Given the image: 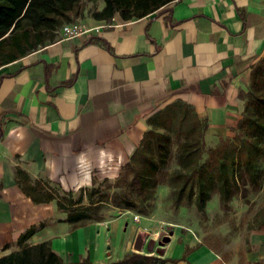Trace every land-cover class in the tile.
<instances>
[{
  "label": "crops",
  "instance_id": "obj_1",
  "mask_svg": "<svg viewBox=\"0 0 264 264\" xmlns=\"http://www.w3.org/2000/svg\"><path fill=\"white\" fill-rule=\"evenodd\" d=\"M84 26L99 28L72 38L58 30L52 42L0 65V256L17 248L29 225L58 214L27 243L49 240L63 262L104 264L137 252L157 264H264V226L225 248L188 222L126 208L72 226L54 201L33 204L13 177L18 166L58 191L115 179L147 118L176 101L206 120L204 141L231 137L239 94L264 57V0H174L140 18L114 15Z\"/></svg>",
  "mask_w": 264,
  "mask_h": 264
},
{
  "label": "trees",
  "instance_id": "obj_2",
  "mask_svg": "<svg viewBox=\"0 0 264 264\" xmlns=\"http://www.w3.org/2000/svg\"><path fill=\"white\" fill-rule=\"evenodd\" d=\"M89 0H0V65L14 61L35 48L57 38L61 25L73 22L82 14ZM174 0H100L101 6L90 16L108 21L114 15L122 20L136 19L157 11ZM242 110L229 138L218 137L212 146H205L206 120L198 117L186 104H166L147 118L149 128L120 168L110 186L118 187L113 197L105 186L106 179L93 180L88 187L76 191H58L48 182L30 179L24 170L13 167L19 191L33 204L54 201L63 222L72 226L103 219L102 210L110 198L115 206L141 212L152 205L160 183L168 187L173 206L184 198L192 199L197 211L203 213L205 203L216 192L219 203L226 206L239 190L244 176L258 184L261 178L259 160H264V57L251 70L249 85L239 94ZM178 138L175 149L177 165L162 180L163 166L171 159L167 146ZM205 156L203 157V154ZM45 225L40 221L18 234L17 248L0 256V264H100L86 258L63 262L51 250L49 240L28 244L27 239ZM264 226V204L259 207L248 230ZM152 255L137 252L104 264H157Z\"/></svg>",
  "mask_w": 264,
  "mask_h": 264
},
{
  "label": "rangeland",
  "instance_id": "obj_3",
  "mask_svg": "<svg viewBox=\"0 0 264 264\" xmlns=\"http://www.w3.org/2000/svg\"><path fill=\"white\" fill-rule=\"evenodd\" d=\"M100 6V0L86 1L81 16L74 19L73 22L85 25L86 20L93 19L90 16L91 10L98 9ZM242 105L241 101V110ZM232 134L233 132L231 131L230 136ZM208 139V137L205 139V146H212L214 142L209 143ZM177 142L178 138H171L167 146L168 155H170L171 159L162 168V180L165 174L177 165L174 158ZM204 156L205 153L203 154ZM258 164L262 171L258 184L247 181L243 176L240 181L239 190L230 197L226 206H222L219 203L216 192H213L210 199L205 203L203 213L195 209L192 199L187 201L182 198L177 206H173L168 187L164 183H160L156 189L152 205L145 209L141 203L139 204L140 208H142L141 212H143L140 214L147 216L154 214L156 218L164 222H188L192 226L197 227L198 232L203 235V240L214 247H240L242 240L251 231L246 228V225L251 221L255 211L264 204V160L260 159ZM113 180V178H107V181L104 183L105 186H108L106 188L109 189L108 192L111 194V197L118 191V187L110 186ZM115 204L116 200L112 198L104 204V209L101 213L103 219H109L121 213L123 209L115 206ZM128 210L131 211V209ZM60 216L55 214L54 217L45 221L51 222ZM131 222H127L128 225L125 231L122 232L123 237L127 234L128 226ZM135 225L139 224L135 223ZM165 232V227L161 228V232L157 234L158 239L161 240V238L165 237ZM144 240H147V236L144 237Z\"/></svg>",
  "mask_w": 264,
  "mask_h": 264
},
{
  "label": "built area",
  "instance_id": "obj_4",
  "mask_svg": "<svg viewBox=\"0 0 264 264\" xmlns=\"http://www.w3.org/2000/svg\"><path fill=\"white\" fill-rule=\"evenodd\" d=\"M98 28L99 26L86 27L79 23L70 22L61 25L59 28V33L62 38H72L83 34L95 33L97 32Z\"/></svg>",
  "mask_w": 264,
  "mask_h": 264
}]
</instances>
